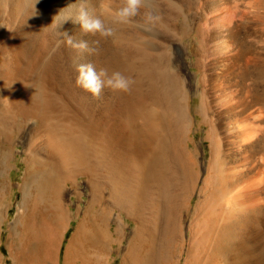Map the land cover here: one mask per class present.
Listing matches in <instances>:
<instances>
[{
	"label": "bare ground",
	"instance_id": "1",
	"mask_svg": "<svg viewBox=\"0 0 264 264\" xmlns=\"http://www.w3.org/2000/svg\"><path fill=\"white\" fill-rule=\"evenodd\" d=\"M123 6L0 0V206L19 142V264H54L73 219L72 264H264V0H142L121 23ZM81 7L112 34H84ZM81 63L129 90L93 98Z\"/></svg>",
	"mask_w": 264,
	"mask_h": 264
},
{
	"label": "rangeland",
	"instance_id": "2",
	"mask_svg": "<svg viewBox=\"0 0 264 264\" xmlns=\"http://www.w3.org/2000/svg\"><path fill=\"white\" fill-rule=\"evenodd\" d=\"M194 70V68H193ZM197 127V125H195ZM198 131V132H197ZM203 131L202 130H196L195 136L197 143L199 145V151L205 149L204 151L207 152V145L206 143H200L201 137H202ZM205 146V147H204ZM13 154L14 157L12 159V164L14 166L11 167L9 171V176L12 179V182L14 183L11 191V195L9 196V190L7 191L8 195L6 196V205L1 208L0 206V264H19V260L21 261V255L19 256L20 249L17 247V240L16 236H13V232L11 231L12 226H15V231L19 229L18 226H16L13 222L16 211H17V202L20 196V193L17 189V186L15 183H18L21 179L22 172H23V152H22V146L19 142L16 143V145L13 148ZM204 157V156H203ZM203 163L205 164L206 157L203 158ZM202 176V175H201ZM200 176V177H201ZM202 178V177H201ZM82 180V179H81ZM80 188L83 187V184L79 185ZM195 193V192H194ZM69 197V198H68ZM197 194H193L189 202H185L184 206L186 210H184V214L186 215L184 222L187 223L188 219L192 216L193 213V207H195V202L197 200ZM87 200V196H82V200H79L75 196H68L66 198V202L70 203L71 209L76 210V207L79 205L81 209L85 206V202ZM124 222L127 225H132L131 221L129 219L123 218ZM78 219L71 220L67 231L64 233L63 237L59 239L58 244L56 246V250L54 252V264H72L70 262L65 261V249L68 244V239L70 238L71 234L73 233L74 227L77 223ZM128 231V230H126ZM183 236L185 239V242L187 243V231L186 229H183ZM15 238V239H14ZM186 247V245H185ZM22 251H25L24 254H29V251L26 249H23ZM23 253V252H22ZM23 255V254H22ZM113 258V257H112ZM111 258V259H112ZM184 254H182L178 258L177 264H183ZM65 261V262H64ZM118 262V261H117ZM29 264H35V261L29 262Z\"/></svg>",
	"mask_w": 264,
	"mask_h": 264
},
{
	"label": "clouds",
	"instance_id": "3",
	"mask_svg": "<svg viewBox=\"0 0 264 264\" xmlns=\"http://www.w3.org/2000/svg\"><path fill=\"white\" fill-rule=\"evenodd\" d=\"M141 3L142 0H124V6L117 13L120 17V22L126 23L128 18L135 16ZM75 22L79 24L84 34L96 35L99 33L101 36H110L112 34L111 29L106 28L100 19L90 16L83 7L79 10ZM64 35L67 37V44L79 52L93 51V49L89 48L87 41L81 40L76 42L66 32ZM77 72V84L96 99L102 96L105 88L112 91L126 92L130 87V81L119 72L112 73L111 76H108L106 70L101 69L97 71L92 63L79 64L77 66Z\"/></svg>",
	"mask_w": 264,
	"mask_h": 264
}]
</instances>
